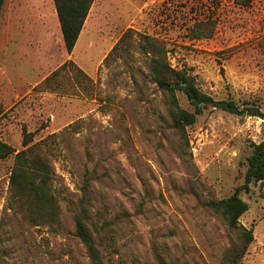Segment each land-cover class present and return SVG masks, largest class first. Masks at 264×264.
I'll return each instance as SVG.
<instances>
[{"label":"rangeland","instance_id":"1","mask_svg":"<svg viewBox=\"0 0 264 264\" xmlns=\"http://www.w3.org/2000/svg\"><path fill=\"white\" fill-rule=\"evenodd\" d=\"M237 1L95 0L69 55L61 30L47 36L33 19L52 0H6L0 141L20 152L23 130L33 134L56 205L48 220L15 205V158L0 159L1 264H92L75 229L87 178L92 223L112 222L107 235L90 226L105 264H234L242 229L254 240L236 264H264V183L245 188L264 141L263 119L245 112L264 113V0ZM199 20L210 23L197 32ZM157 55L238 112L208 107L175 128L150 70ZM235 193L249 206L237 230L211 208Z\"/></svg>","mask_w":264,"mask_h":264},{"label":"trees","instance_id":"2","mask_svg":"<svg viewBox=\"0 0 264 264\" xmlns=\"http://www.w3.org/2000/svg\"><path fill=\"white\" fill-rule=\"evenodd\" d=\"M5 2L6 0H0V18ZM94 2L95 0H54L69 55L73 53L79 41ZM237 2L248 6L251 0H239ZM205 23L209 24L210 21H198L197 32L204 31L201 28L207 25ZM148 41L152 48H156V40L148 38ZM166 53L167 51L160 52L161 55ZM161 55L151 58L150 70L156 85L168 96L170 115L175 128L183 130L185 127L194 124L197 116L203 109L208 107L233 113L238 112L237 104L234 101L214 100L200 91L190 70L172 67ZM178 91L187 96L195 106V112H189L180 106L177 97ZM245 112L248 116L262 118L264 125V113L258 107H248ZM23 136V147L25 149L20 152L0 141V159H7L10 156L15 158L10 177L13 200L15 205L27 212L29 207L32 208V211L37 213L36 218L38 219L48 220L54 218L53 209L56 202L50 187L52 180L51 167L42 155L35 152L34 145L30 146L33 142V134L24 129ZM259 183H264V141L253 145L252 154L248 158L245 188L249 190V185ZM89 188L90 181L87 178L81 187L82 197L79 202V212L75 216L76 235L84 244L91 263L105 264L94 240L91 227H94L93 230L98 235L102 233L107 235L112 222L105 221L100 227L92 223L89 207L91 205ZM211 208L222 215L231 229L237 230L240 226V219L248 211L249 206L238 193H235L229 198L213 203ZM239 234L240 244L232 252L231 262L234 264L244 257L249 245L254 240L252 231L242 229Z\"/></svg>","mask_w":264,"mask_h":264},{"label":"crops","instance_id":"3","mask_svg":"<svg viewBox=\"0 0 264 264\" xmlns=\"http://www.w3.org/2000/svg\"><path fill=\"white\" fill-rule=\"evenodd\" d=\"M52 2H53V6L51 9L48 7L49 4H48V6L41 4V7L37 4H34V3L32 5V6L37 5L38 9L40 8V10L32 9L33 11H36L35 13H37L35 18L33 17V19H36L37 21L41 22L42 27H44L46 30L47 36H48V33L50 35H53V34L60 33V30L62 32L60 22H59V18H58L57 12H56L54 0H52Z\"/></svg>","mask_w":264,"mask_h":264}]
</instances>
